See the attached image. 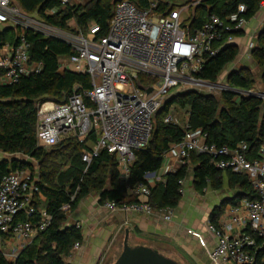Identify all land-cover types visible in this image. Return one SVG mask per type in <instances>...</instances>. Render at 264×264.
<instances>
[{
    "label": "built area",
    "instance_id": "built-area-1",
    "mask_svg": "<svg viewBox=\"0 0 264 264\" xmlns=\"http://www.w3.org/2000/svg\"><path fill=\"white\" fill-rule=\"evenodd\" d=\"M84 1L62 0V5ZM148 2L147 7H139L131 0H117L105 35H97L100 30L97 23L86 33L71 35L69 43L74 52L59 56L58 70L87 73L91 87L74 90L61 101H41L37 106L36 136L40 145L50 147L71 136L86 142L93 132L96 140L91 149L83 152L82 160L89 164L102 149H107L117 155L119 175L125 180L129 178L135 150L147 147L153 115L171 95L172 86L179 81L205 84L196 74L206 57L218 52L216 43L223 30L238 31L247 23L241 15L246 9L242 3L238 11L226 16V21L211 13L200 27L193 28L189 8L200 0L177 5L166 13L157 10L159 0ZM7 23L20 32L17 44L5 42L0 47L2 84L16 83L23 75L41 69V63L30 60V44L24 31L26 28L41 31L45 29L41 25H46L35 14L24 11L16 0H0V27ZM231 40L229 35L227 41ZM223 86L243 95L251 94ZM164 121L183 126V138L171 144L157 171H147L145 181L127 185L136 201L118 204L106 200L103 204L110 210L144 214L158 210L170 220L173 208L155 209L151 204V182L165 181L166 174L186 163L191 152L207 153L218 168L246 175L257 194L227 205L217 223H208V229L217 238L210 255L218 264L253 263L264 243V140L255 151L246 141L235 146L217 145L207 140L202 128L190 127L187 120L180 122L172 111L166 114ZM170 153L176 158L175 163H167ZM37 182L28 168L11 170L0 181V250L11 261L19 254L18 249L31 243L51 219L46 209L35 203V195L41 192ZM179 182L182 184V180ZM63 208L68 209L69 204H64ZM21 212L26 219L19 218ZM36 216L39 217L34 220ZM7 234L18 244L4 251V235ZM80 244L75 242L68 258Z\"/></svg>",
    "mask_w": 264,
    "mask_h": 264
},
{
    "label": "trees",
    "instance_id": "trees-1",
    "mask_svg": "<svg viewBox=\"0 0 264 264\" xmlns=\"http://www.w3.org/2000/svg\"><path fill=\"white\" fill-rule=\"evenodd\" d=\"M117 0H86L84 3L62 5V0H16L27 13H37L46 23L61 29L69 28V21L75 19V33H86L97 23L98 36L108 32L113 9ZM139 7H147L148 0H131ZM191 0H159L157 10L166 13L179 4ZM263 0H200L190 8V22L193 28L200 27L211 13L226 16L238 11L239 4L246 9L241 12L247 21L255 16ZM18 29L0 30V47L3 43L17 44ZM25 36L30 44L31 62L41 63V69L23 75L12 84L0 83V152L17 158H0V181L4 174L14 169L29 168L34 172L30 159L37 161L38 182L45 209L51 215L46 228L40 230L31 243L20 250L11 261L0 250V264H71L69 254L75 242H81L83 235L77 224L66 223L67 214L78 202L91 192L99 194V201L113 200L118 204L131 203L136 197L127 190V185L145 181L147 171H157L171 144L179 142L185 133L184 127L165 122L164 117L174 111L177 105L185 109L190 127L202 128L207 140L217 145L235 146L241 141L248 142L255 151L264 140V99L258 95H237L231 89L223 90L220 98L213 93H204L194 88L183 89L171 94L153 115V129L147 147L135 150V160L127 180L119 175L118 158L115 153L102 149L88 164L82 160L85 150L92 148L96 134L91 132L88 141L80 142L76 137H67L50 147L40 145L36 136L37 106L47 99L61 101L74 90L83 91L91 87L90 76L71 69L58 70L59 56L70 55L74 48L68 41L52 35L26 28ZM237 31L223 30L217 40L218 52L206 57L196 77L215 81L221 71L232 63L238 53L237 46L227 41ZM253 58L263 69L264 85V26L252 50ZM3 70L0 68V74ZM255 77L247 67L232 69L227 76V85L241 90H251ZM178 107V106H177ZM188 160V161H187ZM186 163L177 170L166 174L165 181L150 186L151 204L155 209L175 208L181 199L180 180L188 175L189 161L193 164V184L202 191L207 186L222 189L225 178L231 188L238 187L236 197L225 202H239L243 197L257 196L246 175L221 169L211 161L207 153L191 152ZM74 196V198H73ZM69 204V208H63ZM224 207L212 210L210 217L217 223ZM39 216H36V220ZM26 217L23 218V220ZM33 219V217H32ZM251 264H264V243L255 254Z\"/></svg>",
    "mask_w": 264,
    "mask_h": 264
},
{
    "label": "crops",
    "instance_id": "crops-1",
    "mask_svg": "<svg viewBox=\"0 0 264 264\" xmlns=\"http://www.w3.org/2000/svg\"><path fill=\"white\" fill-rule=\"evenodd\" d=\"M263 26L264 0L255 16L248 20L237 33L231 35L230 42L234 43L238 49L237 57L233 61L238 67L234 69L251 68V64L256 63L252 50L257 45ZM3 27L12 28L13 26L7 23L0 27V30ZM237 94L243 95L238 92ZM170 162H176L172 153L167 157V163ZM192 166L193 164L189 161L188 175L181 179V199L173 209L170 220H166L158 210L151 214L119 209L110 210L99 201L97 193L91 192L82 198L67 214L66 223L77 224L83 235L80 247L74 249L73 256L69 258L70 263L113 264L123 252V240L128 229V240L131 245H150L162 252L170 253V256L182 264H218L210 255L217 240L208 229V223L212 222L210 214L213 209L221 205L225 209L227 205L235 204V202L227 201L224 204L223 202L236 197L239 189L231 188L229 181L225 178L222 189L207 186L199 191L193 184ZM33 174L38 180V174H35V171ZM35 203L45 207L42 192L35 195ZM24 217V213L21 212L19 218ZM17 244L18 241L14 240L10 234L4 235V251L12 250Z\"/></svg>",
    "mask_w": 264,
    "mask_h": 264
},
{
    "label": "rangeland",
    "instance_id": "rangeland-1",
    "mask_svg": "<svg viewBox=\"0 0 264 264\" xmlns=\"http://www.w3.org/2000/svg\"><path fill=\"white\" fill-rule=\"evenodd\" d=\"M193 1L194 0H191L190 3H192ZM181 5L182 4H179L178 6H181ZM195 6H196L195 4L192 5V7H195ZM192 7H190V8H192ZM190 8H189V12L191 13ZM33 14H35L41 21L45 22L37 13H33ZM41 27L45 28L43 30H44V33L46 35H52V36L60 37V38L66 40L68 42H71L70 36L75 34V30L74 29L76 28V21H75V19H71L69 21V28H67V29H61V28H58V27H55V26H51L48 23H46V25L42 24ZM14 30H16V29L14 28ZM43 30H41V31L43 32ZM251 66L252 67L249 68V69L251 70L252 74L255 77V84H254V87L251 90L255 91V92H264V85H263V82H262L263 69L256 63L255 64L252 63ZM237 67H238L237 64H235L233 62L228 64L221 71V73L219 74L218 78L215 80L216 84H214L212 86L205 85V84H194V83L187 84V83H184L183 81H179L177 84L172 86L171 94L176 93L178 91H181L183 89L194 88V89H196L197 91H200V92L213 93L214 95H216L217 97L220 98L223 90H225L223 85H227L228 73L230 72V70H232L234 68H237ZM219 85H222V87L219 86ZM239 95L240 94H237L236 96H239ZM260 96L264 99V95L263 94H261ZM177 106L175 107V110L172 111V112H173V114L175 116H177L179 118L180 122L184 123L186 121L185 120L186 114L184 113L185 109L184 108H180L179 105H177ZM2 156H4L3 153L0 154V158ZM16 157H19V156L16 155ZM30 160L32 161V163L34 165L35 174H38L37 161L34 160V159H30ZM93 193L95 194L97 192H93ZM160 252H162V251H160ZM162 253H164L165 255H167L169 257H172V256H170L171 255L170 253H165V252H162ZM172 258H174V257H172Z\"/></svg>",
    "mask_w": 264,
    "mask_h": 264
},
{
    "label": "water",
    "instance_id": "water-1",
    "mask_svg": "<svg viewBox=\"0 0 264 264\" xmlns=\"http://www.w3.org/2000/svg\"><path fill=\"white\" fill-rule=\"evenodd\" d=\"M201 81L205 84H215L216 83L215 81H208V80H201ZM234 89L241 91V89H238V88H234ZM150 90L151 88L148 89V91ZM248 92H250L253 95H258V96L261 95L260 94L261 92H253L251 90H248ZM2 157L11 158V159L17 158L16 155H12L9 157L8 154H5ZM128 238H129V230L126 229V233H125L124 240H123V246H124L123 252L120 254V256L117 258V260L113 264H182L176 259L165 255L164 253L160 252L157 248L152 247L150 245H146V244L131 245L129 243Z\"/></svg>",
    "mask_w": 264,
    "mask_h": 264
}]
</instances>
